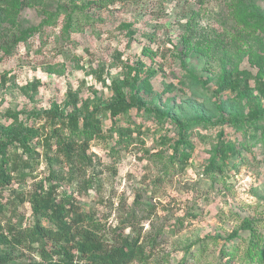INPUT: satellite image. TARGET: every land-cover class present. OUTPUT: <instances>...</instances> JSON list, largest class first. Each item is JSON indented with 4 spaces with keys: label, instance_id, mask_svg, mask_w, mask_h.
Here are the masks:
<instances>
[{
    "label": "rangeland",
    "instance_id": "1",
    "mask_svg": "<svg viewBox=\"0 0 264 264\" xmlns=\"http://www.w3.org/2000/svg\"><path fill=\"white\" fill-rule=\"evenodd\" d=\"M43 1L2 31L0 129L41 126L48 111L96 113L104 137L91 142L86 175L100 186L72 192L73 199L110 238L107 249L123 237L138 241L147 258L130 264H251L245 253L253 241L261 260L252 263L264 264V27L235 26L226 4L211 0ZM100 1L110 4L92 6ZM58 5L66 10L55 17ZM257 6L264 12V0ZM13 33L25 36L6 55ZM225 74L236 87L220 92ZM114 83L181 123L202 117L216 126L187 133L190 159L182 168L169 159L173 126L135 110L105 112ZM253 113L256 127L233 129V121ZM111 126L130 127V142L111 138ZM228 142L237 158L207 174L215 147ZM36 173L0 187L4 201L28 196L47 175L44 162ZM10 218L30 226L29 204Z\"/></svg>",
    "mask_w": 264,
    "mask_h": 264
},
{
    "label": "trees",
    "instance_id": "2",
    "mask_svg": "<svg viewBox=\"0 0 264 264\" xmlns=\"http://www.w3.org/2000/svg\"><path fill=\"white\" fill-rule=\"evenodd\" d=\"M211 1L226 4L235 26L263 29L264 12L257 6L258 0ZM43 3V0H0V40H8L6 35L2 36L7 23H12L25 8L43 7ZM109 4L100 1L93 2L92 6L105 8ZM57 8L55 17L59 12L66 10L62 5ZM70 22L69 17L68 25ZM24 36L22 33L11 35V47L5 51L6 55L11 54L15 48V40L24 39ZM219 87L220 92L234 90L236 83L230 75L225 74ZM123 88V83L113 84L110 101L102 105L105 112L110 116L119 117L128 116L131 110H135L148 119L156 120L161 126H173L176 130V140L171 145L172 154L169 159L184 168L190 159L191 148L187 133L198 126L214 127L216 124L202 117L181 123L168 113L146 108L132 92L126 96ZM258 114L253 113L248 118L236 119L232 124L233 129L256 127ZM44 118V123L38 127L7 131L0 129V187L10 184L14 179L17 182H26L37 178L36 171L42 162L47 172L43 179L35 183V188L28 196L20 194L4 201L0 192V264H130L136 259L145 260L147 256L142 246L137 240L129 237L120 238L119 246L107 249L110 238L104 234L100 224L94 221L93 215L81 211L73 199L72 192L82 194L100 186L94 174L86 175L92 163L90 156L86 155L91 142L104 137L102 122L96 113L64 114L48 111ZM132 132L130 127L111 126L109 136L113 138L114 135L116 142L129 143ZM237 153L238 150L233 144L219 143L214 149L215 160L213 159L204 171L207 174L221 172L228 159L237 158ZM55 165L57 170L54 169ZM63 183L71 184L75 191L72 189L68 192V189L62 186ZM24 203L29 204L33 223L22 228L21 220L15 224L10 217L17 216L18 205L22 206ZM259 249L255 241L251 242L245 253L247 262L254 264L252 261L261 260L258 257ZM222 254L230 256L228 252ZM229 260L231 258L224 264H229Z\"/></svg>",
    "mask_w": 264,
    "mask_h": 264
}]
</instances>
